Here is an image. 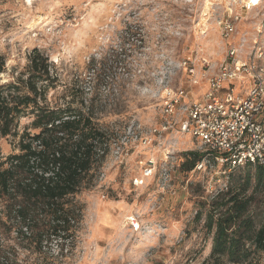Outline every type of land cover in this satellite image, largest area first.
I'll list each match as a JSON object with an SVG mask.
<instances>
[{"label": "rangeland", "instance_id": "1", "mask_svg": "<svg viewBox=\"0 0 264 264\" xmlns=\"http://www.w3.org/2000/svg\"><path fill=\"white\" fill-rule=\"evenodd\" d=\"M245 1L0 0V87L28 76L38 48L59 75L49 104L91 103L111 140L99 176L74 196L80 221L51 264H211L212 234L196 214L229 173L214 162L182 170L185 153L202 150L176 129L184 102L202 99L231 49L264 73V0ZM250 84L247 76L235 87L244 95ZM182 88L187 97L169 115L167 100ZM31 121L22 115L18 130ZM168 122L177 125L167 130ZM0 147L2 156L18 151L11 136ZM59 244L46 251L56 255ZM42 259L19 247L14 262Z\"/></svg>", "mask_w": 264, "mask_h": 264}, {"label": "trees", "instance_id": "2", "mask_svg": "<svg viewBox=\"0 0 264 264\" xmlns=\"http://www.w3.org/2000/svg\"><path fill=\"white\" fill-rule=\"evenodd\" d=\"M57 81L49 56L35 48L28 76L0 87V137L11 136L18 149L2 156L0 147V264H16L19 247L43 256L31 264L64 256L82 215L74 196L99 176L111 146L91 103L82 99L77 109L49 104ZM24 114L36 131L18 130ZM204 155L188 151L180 168L192 172ZM196 219L212 234L211 264L264 263V167L232 170L224 188L199 202ZM54 241L60 242L56 255L46 251Z\"/></svg>", "mask_w": 264, "mask_h": 264}, {"label": "built area", "instance_id": "3", "mask_svg": "<svg viewBox=\"0 0 264 264\" xmlns=\"http://www.w3.org/2000/svg\"><path fill=\"white\" fill-rule=\"evenodd\" d=\"M228 25V29L232 28ZM236 55L231 49L218 72L209 77V89L202 99L184 102L187 93L182 88L167 100L169 115L176 113L179 104L185 103V117L176 130L194 137L205 153L193 171L207 168L211 162L224 166L218 172L221 175L247 164L264 167V73L255 60L236 59ZM247 76L251 84L245 94L240 95L235 83L244 85ZM175 125L177 123L168 122L164 128L174 129ZM154 131L159 129L154 128Z\"/></svg>", "mask_w": 264, "mask_h": 264}, {"label": "bare ground", "instance_id": "4", "mask_svg": "<svg viewBox=\"0 0 264 264\" xmlns=\"http://www.w3.org/2000/svg\"><path fill=\"white\" fill-rule=\"evenodd\" d=\"M259 0H247L245 1L246 5L250 4V3H258Z\"/></svg>", "mask_w": 264, "mask_h": 264}]
</instances>
